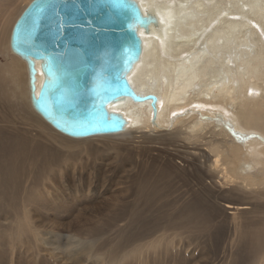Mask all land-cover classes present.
<instances>
[{"label": "bare ground", "instance_id": "1", "mask_svg": "<svg viewBox=\"0 0 264 264\" xmlns=\"http://www.w3.org/2000/svg\"><path fill=\"white\" fill-rule=\"evenodd\" d=\"M20 1L22 7L19 0H0V56L5 55L0 62V205L10 213L18 211L24 194L45 183L40 172L51 161L31 136L37 126L38 134L69 143L96 139L70 138L34 109L26 112L32 107L27 64L10 49L12 27L32 0ZM140 2L157 10L164 34L142 33L145 51L131 81L137 92L159 97V126L151 121L149 101L127 100L111 108L131 119L129 130L97 136L127 138L137 151L133 175L124 181L132 189L125 198L132 214L124 227L141 228L132 233V243L160 231L170 241V236L182 238L184 230L186 249L216 239L230 245L228 254L236 245L234 264L255 258L264 264V0ZM24 218L20 242H26V233L39 239L36 222ZM120 236L95 248L110 264H122L129 252H118L129 243L128 236ZM141 246L133 247V258L143 256L142 251L133 254Z\"/></svg>", "mask_w": 264, "mask_h": 264}, {"label": "water", "instance_id": "2", "mask_svg": "<svg viewBox=\"0 0 264 264\" xmlns=\"http://www.w3.org/2000/svg\"><path fill=\"white\" fill-rule=\"evenodd\" d=\"M162 26L140 0H32L12 27L10 49L27 64L33 109L54 129L73 139L116 135L131 119L111 107L127 100L149 101L159 126V97L137 92L131 76L143 59L142 33L163 38Z\"/></svg>", "mask_w": 264, "mask_h": 264}, {"label": "rangeland", "instance_id": "3", "mask_svg": "<svg viewBox=\"0 0 264 264\" xmlns=\"http://www.w3.org/2000/svg\"><path fill=\"white\" fill-rule=\"evenodd\" d=\"M23 4L24 1L19 0L18 5L22 7ZM2 61H5V55L0 56ZM28 107L26 112L33 113V108ZM39 128L37 126L31 136H35L34 139L41 142L49 154V167L40 172L45 183L40 181L36 188L24 194L18 211L10 213L4 204L0 205L4 210L0 211V264H110L109 257L98 253L95 248L103 241L117 242L120 235L128 236L129 243L127 249H120L119 253L126 250L129 251L127 255H132L133 247L142 244V248L138 247L133 254L139 255L142 251L143 255L136 258L126 255L122 264L236 262H233L236 245L228 254L226 248L230 245L225 246L224 242L218 244L216 239H202L203 245L192 244L186 249L183 241H187L188 233L184 230L182 238L172 239L170 236V241H164L160 231L151 238L132 243V233L137 235L141 232L138 226L124 227L125 219L132 214V210L125 207V198L132 189L124 183L133 175L132 159L137 158L132 143L127 138L115 141L95 136L96 139L74 144L46 132L38 134ZM25 216H29L32 223L36 222L40 237L30 239L29 233H26V242L21 243L20 226ZM89 230L100 233L94 238L79 239L78 233L85 234ZM210 232L212 234L213 230ZM166 245L168 251H165ZM86 248L90 251H84ZM256 262L257 258L250 264Z\"/></svg>", "mask_w": 264, "mask_h": 264}, {"label": "snow or ice", "instance_id": "4", "mask_svg": "<svg viewBox=\"0 0 264 264\" xmlns=\"http://www.w3.org/2000/svg\"><path fill=\"white\" fill-rule=\"evenodd\" d=\"M53 73H52V70H51V68L49 69V75H52Z\"/></svg>", "mask_w": 264, "mask_h": 264}]
</instances>
